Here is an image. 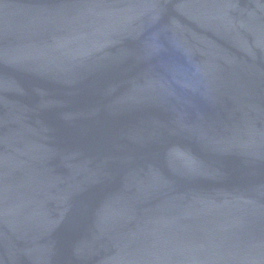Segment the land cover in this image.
<instances>
[{
	"label": "water",
	"instance_id": "1",
	"mask_svg": "<svg viewBox=\"0 0 264 264\" xmlns=\"http://www.w3.org/2000/svg\"><path fill=\"white\" fill-rule=\"evenodd\" d=\"M0 264H264V0H0Z\"/></svg>",
	"mask_w": 264,
	"mask_h": 264
}]
</instances>
